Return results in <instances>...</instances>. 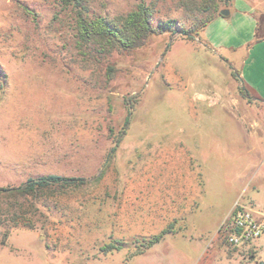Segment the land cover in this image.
I'll use <instances>...</instances> for the list:
<instances>
[{"label":"rangeland","instance_id":"obj_1","mask_svg":"<svg viewBox=\"0 0 264 264\" xmlns=\"http://www.w3.org/2000/svg\"><path fill=\"white\" fill-rule=\"evenodd\" d=\"M139 1L86 3L115 17ZM234 1L264 17V0ZM146 2L184 29L207 16L202 0ZM75 15L60 0H0V187L51 173L86 183L2 197L0 264H259L223 226L237 200L264 211V102L225 57L240 61L180 32L84 56Z\"/></svg>","mask_w":264,"mask_h":264},{"label":"trees","instance_id":"obj_2","mask_svg":"<svg viewBox=\"0 0 264 264\" xmlns=\"http://www.w3.org/2000/svg\"><path fill=\"white\" fill-rule=\"evenodd\" d=\"M63 6L73 7L76 20L77 43L84 56L88 54L93 57L108 56L113 51H129L145 45L148 38L154 34L165 32L182 33L184 37L194 39L196 34H201L212 19L221 14L218 0H202L201 11L207 13L197 21L195 25L184 29L175 18L154 21V6L148 4L146 0H140L136 7L126 14L108 17L104 15L90 16L87 10V0H60ZM264 38V17L259 18L256 39ZM130 122V115L126 118V125ZM98 180V179H97ZM85 181L80 177L65 176L61 174H43L37 177H30L20 186L0 187V201L4 196L22 195L27 197H37L47 191L63 188L83 187ZM8 216L7 210L0 208V220L3 221ZM10 219V218H7ZM29 225V224H27ZM172 227V225H171ZM170 227V228H171ZM171 231L165 228L160 233L145 241L143 248H150L156 243H160L163 237ZM225 233V230H224ZM226 243V234H225ZM121 249L117 243L106 245L103 250L109 252L114 249Z\"/></svg>","mask_w":264,"mask_h":264},{"label":"crops","instance_id":"obj_3","mask_svg":"<svg viewBox=\"0 0 264 264\" xmlns=\"http://www.w3.org/2000/svg\"><path fill=\"white\" fill-rule=\"evenodd\" d=\"M232 2L227 8L230 9L229 14L216 15L201 31V36L215 52L224 51L240 61L241 67H236L225 57V61L230 62L239 71L243 83L252 91L251 93L264 102V38L256 39L261 11L254 4L243 2L236 3L238 5L236 6L235 1ZM257 249L264 255L263 245ZM214 263L239 264L236 257L231 259L217 257ZM258 263L264 264V259ZM241 264L257 263L248 259Z\"/></svg>","mask_w":264,"mask_h":264},{"label":"built area","instance_id":"obj_4","mask_svg":"<svg viewBox=\"0 0 264 264\" xmlns=\"http://www.w3.org/2000/svg\"><path fill=\"white\" fill-rule=\"evenodd\" d=\"M226 244L254 252L264 241V211L237 200L224 220Z\"/></svg>","mask_w":264,"mask_h":264},{"label":"water","instance_id":"obj_5","mask_svg":"<svg viewBox=\"0 0 264 264\" xmlns=\"http://www.w3.org/2000/svg\"><path fill=\"white\" fill-rule=\"evenodd\" d=\"M229 11H230V10L224 8V9L221 11V13H222V14H225V15H228V14H229Z\"/></svg>","mask_w":264,"mask_h":264}]
</instances>
